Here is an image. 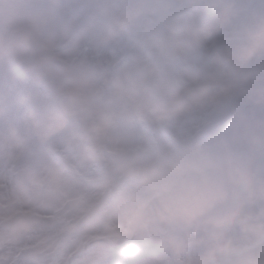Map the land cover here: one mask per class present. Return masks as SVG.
I'll return each instance as SVG.
<instances>
[{"label": "clouds", "instance_id": "clouds-1", "mask_svg": "<svg viewBox=\"0 0 264 264\" xmlns=\"http://www.w3.org/2000/svg\"><path fill=\"white\" fill-rule=\"evenodd\" d=\"M0 264H264V0H0Z\"/></svg>", "mask_w": 264, "mask_h": 264}]
</instances>
